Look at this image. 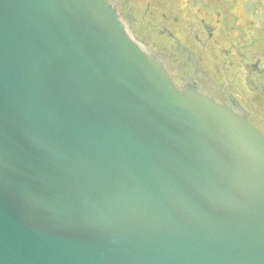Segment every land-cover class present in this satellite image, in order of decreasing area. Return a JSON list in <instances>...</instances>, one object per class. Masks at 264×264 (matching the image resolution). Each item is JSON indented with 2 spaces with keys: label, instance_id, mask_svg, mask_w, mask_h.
Wrapping results in <instances>:
<instances>
[{
  "label": "water",
  "instance_id": "1",
  "mask_svg": "<svg viewBox=\"0 0 264 264\" xmlns=\"http://www.w3.org/2000/svg\"><path fill=\"white\" fill-rule=\"evenodd\" d=\"M0 264H264V135L107 0H0Z\"/></svg>",
  "mask_w": 264,
  "mask_h": 264
},
{
  "label": "flooded vegetation",
  "instance_id": "2",
  "mask_svg": "<svg viewBox=\"0 0 264 264\" xmlns=\"http://www.w3.org/2000/svg\"><path fill=\"white\" fill-rule=\"evenodd\" d=\"M107 1L177 88L195 87L264 135V0Z\"/></svg>",
  "mask_w": 264,
  "mask_h": 264
}]
</instances>
